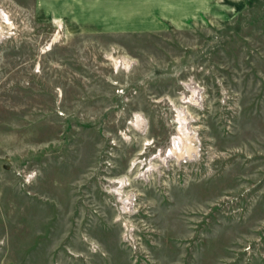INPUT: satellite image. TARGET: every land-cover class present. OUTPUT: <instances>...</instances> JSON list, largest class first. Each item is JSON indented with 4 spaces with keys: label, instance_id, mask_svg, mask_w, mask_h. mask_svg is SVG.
Here are the masks:
<instances>
[{
    "label": "rangeland",
    "instance_id": "1",
    "mask_svg": "<svg viewBox=\"0 0 264 264\" xmlns=\"http://www.w3.org/2000/svg\"><path fill=\"white\" fill-rule=\"evenodd\" d=\"M66 4L0 0V264H264V0L108 32Z\"/></svg>",
    "mask_w": 264,
    "mask_h": 264
},
{
    "label": "crops",
    "instance_id": "2",
    "mask_svg": "<svg viewBox=\"0 0 264 264\" xmlns=\"http://www.w3.org/2000/svg\"><path fill=\"white\" fill-rule=\"evenodd\" d=\"M68 21L74 26L91 31H129L134 28L130 18H144L136 26L139 30L160 29L161 18L174 23H185L188 18H207L209 14L224 18L240 7L245 0H62ZM71 2H74L71 5ZM144 14H134L135 11ZM140 15V16H139Z\"/></svg>",
    "mask_w": 264,
    "mask_h": 264
},
{
    "label": "bare ground",
    "instance_id": "3",
    "mask_svg": "<svg viewBox=\"0 0 264 264\" xmlns=\"http://www.w3.org/2000/svg\"><path fill=\"white\" fill-rule=\"evenodd\" d=\"M185 103H187V102H185ZM176 142H177V141L175 140V142H174V145H176ZM177 144H178V143H177ZM175 149H176V148H175ZM170 150H171V149H170ZM177 153H178V152H177ZM179 153H180V152H179ZM171 154H172V152H171ZM119 183H120V184H122V186H121V187L123 188V187H124V185H125V184H124V182H122V181H121V182H119Z\"/></svg>",
    "mask_w": 264,
    "mask_h": 264
}]
</instances>
